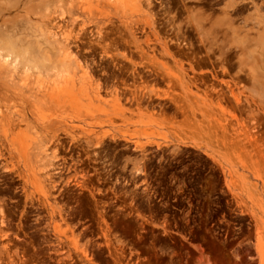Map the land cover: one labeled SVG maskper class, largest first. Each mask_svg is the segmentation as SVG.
Listing matches in <instances>:
<instances>
[{"label":"rangeland","instance_id":"374dc122","mask_svg":"<svg viewBox=\"0 0 264 264\" xmlns=\"http://www.w3.org/2000/svg\"><path fill=\"white\" fill-rule=\"evenodd\" d=\"M149 1L0 0V264H264V12Z\"/></svg>","mask_w":264,"mask_h":264},{"label":"bare ground","instance_id":"6f19581e","mask_svg":"<svg viewBox=\"0 0 264 264\" xmlns=\"http://www.w3.org/2000/svg\"><path fill=\"white\" fill-rule=\"evenodd\" d=\"M34 0H30L29 4H31L30 7H33L34 6V3H33ZM63 1H67L68 2V11L70 12V8L74 5V2L75 0H63ZM61 2V1H60ZM147 3L150 5V1L147 0ZM61 4V3H60ZM30 9V8H29ZM33 8H31L32 10ZM246 10V7L245 6H242L240 8L239 13L242 14L243 11ZM30 13V12H29ZM64 42V41H63ZM50 44V43H49ZM4 47H7L9 50H13L14 47L9 43L8 45L6 44L5 41H0V49L4 48ZM54 48V47H53ZM55 49V48H54ZM46 51V50H45ZM55 55V54H54ZM7 57V56H5ZM18 58V57H17ZM67 58V57H66ZM61 60V59H60ZM64 60V59H63ZM66 60V59H65ZM16 61V60H15ZM5 64V63H0V71H2L3 67L2 65ZM18 66V65H17ZM18 68V67H17ZM61 88V87H60ZM10 90V94L9 96L11 98H19V96L21 94H23V89L20 88V87H10L8 88ZM7 89V90H8ZM59 93V92H58ZM64 93V92H63ZM57 99V98H56ZM0 101H1V98H0ZM63 102V101H62ZM57 111V110H56ZM21 113V112H20ZM19 113V111H16L15 112H11V116L9 117L8 119V122L6 125H4V133H5V136L7 138V143H8V146L11 147V146H14V137L13 138H10V135H11V131L12 129H15L20 127L23 123L26 122V117L24 115H21ZM50 119H47V121H49ZM3 126V125H2ZM24 127V126H23ZM24 129V128H23ZM18 135H16V138H17ZM19 137V136H18ZM21 140H19V143H20ZM22 142V141H21ZM24 142V141H23ZM22 145V144H21ZM20 145V146H21ZM25 145V144H24ZM48 146V145H47ZM25 147V146H23ZM49 148V147H48ZM25 150V148H23ZM25 153V152H24ZM26 155V154H25Z\"/></svg>","mask_w":264,"mask_h":264},{"label":"flooded vegetation","instance_id":"af4514ba","mask_svg":"<svg viewBox=\"0 0 264 264\" xmlns=\"http://www.w3.org/2000/svg\"><path fill=\"white\" fill-rule=\"evenodd\" d=\"M193 2V5L192 7L196 8V9H203V10H207L209 9L210 7H212V9H215V8H220L221 4L220 5H217V6H211L213 3H215V1H212V0H191ZM225 2V0H223V3ZM248 2H251L250 4H243V3H248ZM257 5L261 8L262 12H264V0H248V1H242L241 5H245L248 10L246 13H248L250 10L249 8L252 7L254 8V5Z\"/></svg>","mask_w":264,"mask_h":264}]
</instances>
